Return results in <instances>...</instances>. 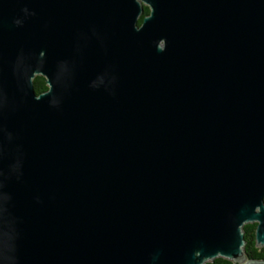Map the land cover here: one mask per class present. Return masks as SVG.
Here are the masks:
<instances>
[{
    "label": "water",
    "instance_id": "obj_1",
    "mask_svg": "<svg viewBox=\"0 0 264 264\" xmlns=\"http://www.w3.org/2000/svg\"><path fill=\"white\" fill-rule=\"evenodd\" d=\"M250 223L264 0H0V264H264Z\"/></svg>",
    "mask_w": 264,
    "mask_h": 264
},
{
    "label": "trees",
    "instance_id": "obj_2",
    "mask_svg": "<svg viewBox=\"0 0 264 264\" xmlns=\"http://www.w3.org/2000/svg\"><path fill=\"white\" fill-rule=\"evenodd\" d=\"M34 87L39 94L48 89L46 78L41 75H37L34 78ZM256 227L257 223H250L244 226V238L246 240L245 252L248 258H255L264 260V247H260L256 242ZM205 264H236L226 258H216L213 262H207Z\"/></svg>",
    "mask_w": 264,
    "mask_h": 264
},
{
    "label": "flooded vegetation",
    "instance_id": "obj_3",
    "mask_svg": "<svg viewBox=\"0 0 264 264\" xmlns=\"http://www.w3.org/2000/svg\"><path fill=\"white\" fill-rule=\"evenodd\" d=\"M150 10L151 9L149 5L145 4L144 5V15H142L141 18L139 19V24H142L144 17L150 13Z\"/></svg>",
    "mask_w": 264,
    "mask_h": 264
}]
</instances>
